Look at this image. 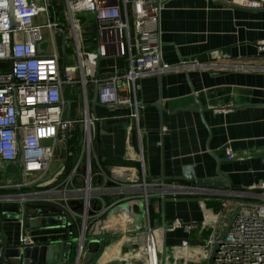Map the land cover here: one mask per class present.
I'll return each instance as SVG.
<instances>
[{"label": "built area", "instance_id": "1", "mask_svg": "<svg viewBox=\"0 0 264 264\" xmlns=\"http://www.w3.org/2000/svg\"><path fill=\"white\" fill-rule=\"evenodd\" d=\"M50 1L12 0L10 13L9 0H0V62H8L5 68H0V161L14 164L20 160L22 179L18 181L17 170L12 184L22 189L20 201L60 207L67 221L77 227L79 238L115 206L138 204L145 212L144 249L140 251L138 244L131 242L119 254L105 250L101 264H196L188 261L192 258L178 260V250L185 253L189 247L188 238L179 247H166L161 255V243L150 222L149 199L157 192L162 198H216L221 201V211L214 220L200 225L209 230L204 243L196 247L204 251V264H264V202L248 199L250 190H219L182 181L149 182L144 176L126 183L113 178L96 151L92 126L99 118L89 112L88 89L90 83L98 86L97 100L102 105L131 107L130 117L137 124L141 107L137 99L138 79L194 69L224 73L264 67L220 55L166 62L162 55L160 15L167 0H57L56 4H61V16L65 15L61 19L67 22V32L64 20L59 24L51 19ZM212 1L229 7H264V0ZM81 14L92 16L95 25V38L88 47L81 32L90 23L80 21ZM57 25L61 26L58 28L64 37L69 36L76 58L75 63L65 64L63 68L55 37ZM42 28L47 29L49 37H43ZM258 50L264 51V42L258 44ZM112 54L125 58L127 67L100 77L95 72L99 60ZM67 84H77L81 89L83 116L79 120L66 117L63 90ZM78 125L80 149L69 172L66 173L64 161L52 168L58 148L65 145L70 131ZM225 152L228 159L233 158L229 147ZM259 188L264 189V182ZM71 202L80 205L76 207ZM236 209L238 213L228 226L224 218ZM177 225L174 221L167 230ZM198 226L196 222L184 224V231L190 233ZM19 241L34 242L27 233L20 235ZM81 245L82 242L79 256L83 252Z\"/></svg>", "mask_w": 264, "mask_h": 264}, {"label": "crops", "instance_id": "2", "mask_svg": "<svg viewBox=\"0 0 264 264\" xmlns=\"http://www.w3.org/2000/svg\"><path fill=\"white\" fill-rule=\"evenodd\" d=\"M58 27L61 26L57 25L55 37L61 53L60 64H73L76 58L71 40ZM85 28L82 27L81 36L88 47L94 41L95 32L92 40H88ZM160 30L162 55L168 63L181 58L207 59L220 55L264 67V51L258 50V44L264 42V7H229L212 0H167L160 15ZM63 45L70 48V54H66V49L63 52ZM2 63L4 67L8 64ZM126 67L125 58L112 54L99 60L95 72L107 77ZM94 86L88 84L89 112L99 118L92 126L95 137L98 136L96 151L104 162L115 163L112 165L127 162L121 165L126 169L114 170L126 179L120 181H139L142 176L149 182L182 181L186 168L190 167L198 179L221 172L227 176L232 189L250 190L248 199L264 202V189L259 188L264 182V69L224 73L194 69L138 79L139 132L136 121L130 117L131 107L101 103L92 106ZM80 92L77 84H67L63 90L66 105L70 103V118L76 120L81 119ZM73 101L77 103L73 105ZM234 105L240 107L231 108ZM66 146L58 148L55 163H65ZM226 147L231 149L233 158H227ZM72 165L65 166L66 173ZM15 173L17 166L0 161V195L17 193L12 186ZM213 199L162 198L158 192L150 197L152 227L161 224L163 201L166 224L171 226L174 221L179 224L171 231L166 230V247H179L183 239L189 240L185 253L178 250V260L192 258L188 261L204 264V251L196 247L204 243L209 230L200 225L214 220L222 209V204L216 211L207 205ZM139 209L144 223L145 212L142 206L136 211ZM192 222L199 226L186 233L184 224ZM4 229L9 232V226ZM154 230L162 243L161 230ZM26 233L34 241L69 237L64 228L50 231L39 228ZM13 236L19 239L20 224L13 225ZM110 248L114 251L113 245L107 250ZM161 251L163 255L162 248ZM101 261L102 256L98 264Z\"/></svg>", "mask_w": 264, "mask_h": 264}, {"label": "water", "instance_id": "3", "mask_svg": "<svg viewBox=\"0 0 264 264\" xmlns=\"http://www.w3.org/2000/svg\"><path fill=\"white\" fill-rule=\"evenodd\" d=\"M10 3V13H12V0ZM65 45H63V52L65 51ZM64 62L61 67H64ZM98 86L95 84L92 92V106L99 104L97 100ZM159 105V104H158ZM240 107L237 105L231 106V108ZM230 108V106L228 107ZM66 117L70 119V103L67 102ZM134 126L132 125V128ZM99 130V128H98ZM96 138V137H95ZM98 136L96 138V143ZM68 139L65 140L67 145ZM14 164L18 167V181L22 179L21 175V163L17 159ZM105 169L110 172V175L117 180H126L114 170H124L126 167L121 165H105ZM182 181L189 182L191 184L198 185L200 187L215 188L219 190H231L232 186L229 184L228 178L225 174L218 172L216 176L198 179L193 173L192 169L186 168L184 176L181 177ZM22 192L21 188L17 189V193H7L0 195V264H98V261L102 253L107 248L113 245V248L117 254L119 246L130 245L131 242H135L139 246V250L144 249L143 244V216L140 205L133 203H122L115 206L111 212L105 217L96 221L91 226L87 234L81 238L74 234V226L65 217V212L60 207L53 204L46 203H30L26 201H20L19 193ZM76 207L80 204L76 202ZM162 221L157 227L162 232L161 248L164 251L166 247V230L169 227L164 220V201L162 202ZM238 213L236 209L231 215L224 219L228 221V226ZM20 224V235L26 232L44 229H60L64 228L68 230L69 237L54 239L47 237L45 240L34 241L32 243H22L19 239H13V225ZM9 232H6L4 227L8 228ZM222 232L220 238L226 233V230ZM125 236H121L122 234ZM116 234H121L119 237H114ZM136 237H130L129 235H135ZM15 238V237H14ZM83 246V252L79 256L81 248L79 243ZM75 246V255L71 259V250ZM142 255V254H141ZM80 259L79 263L78 260ZM142 261V259H140Z\"/></svg>", "mask_w": 264, "mask_h": 264}, {"label": "trees", "instance_id": "4", "mask_svg": "<svg viewBox=\"0 0 264 264\" xmlns=\"http://www.w3.org/2000/svg\"><path fill=\"white\" fill-rule=\"evenodd\" d=\"M57 0H51L50 4H49V14L50 17L53 21L58 22L59 24L63 21L61 19V4L59 3L58 5L56 4ZM94 22H90V25L88 27H86V34L89 37L88 40H92L93 36H94ZM86 36V38H87ZM71 50L69 47H66V54H70ZM75 99V98H72ZM73 105H75L77 102H72ZM72 113V112H71ZM80 140H81V131L78 127H75L73 130L70 131L69 133V137H68V142H67V146H66V150H67V154H66V160H65V166H70L74 163L75 158L77 157V154L79 153V149H80ZM102 164L105 166L107 164H115L113 162L110 161H106L104 162L103 160H101ZM120 162V163H119ZM118 163L120 165H127V162L124 161H119ZM118 164V165H119ZM207 205L212 208L214 211L219 210L221 207V201L218 199H213V200H209L207 202ZM154 216H151V218H153ZM75 226V225H74ZM209 233V232H208ZM208 233L205 234L208 235ZM74 235H77V227H74ZM75 255V246H73L72 250H71V259L74 258Z\"/></svg>", "mask_w": 264, "mask_h": 264}, {"label": "rangeland", "instance_id": "5", "mask_svg": "<svg viewBox=\"0 0 264 264\" xmlns=\"http://www.w3.org/2000/svg\"><path fill=\"white\" fill-rule=\"evenodd\" d=\"M62 10V9H61ZM61 12V11H60ZM62 17H65V15L64 14H62ZM79 19H80V21H82L83 23L84 22H86V23H90V22H92L93 21V17L92 16H89V15H87V14H81L80 15V17H79ZM64 20V23H65V27L67 28V30H68V27H67V22H66V20H65V18L63 19ZM69 31V30H68ZM47 33H48V31H47V29L46 28H42V34H43V37L45 38L46 36H48L47 35ZM49 37V36H48ZM43 46H45V44H43ZM0 68H5L4 67V64L2 63V62H0ZM83 116V113L81 112H79V118H81ZM55 165H57V163H53L52 164V168H54L55 167ZM18 170V169H17ZM10 193V192H9ZM156 195V194H155ZM156 225H157V223H156ZM118 235H121V234H118ZM178 244H175L174 246H177ZM119 248V251L121 252V246H119L118 247ZM111 249V248H110Z\"/></svg>", "mask_w": 264, "mask_h": 264}, {"label": "flooded vegetation", "instance_id": "6", "mask_svg": "<svg viewBox=\"0 0 264 264\" xmlns=\"http://www.w3.org/2000/svg\"><path fill=\"white\" fill-rule=\"evenodd\" d=\"M15 164H13V166H14ZM16 166V165H15ZM17 176V175H16ZM16 176L14 177L15 178V181H16ZM19 176V175H18ZM8 181H10V180H8ZM15 181H13V183L15 182ZM10 183V182H9ZM11 184V183H10Z\"/></svg>", "mask_w": 264, "mask_h": 264}, {"label": "bare ground", "instance_id": "7", "mask_svg": "<svg viewBox=\"0 0 264 264\" xmlns=\"http://www.w3.org/2000/svg\"><path fill=\"white\" fill-rule=\"evenodd\" d=\"M112 250H113V249H112ZM112 250H111V251H112Z\"/></svg>", "mask_w": 264, "mask_h": 264}]
</instances>
